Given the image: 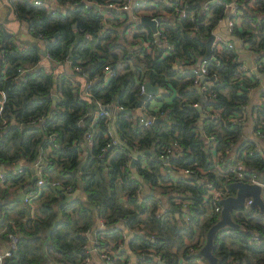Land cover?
<instances>
[{
  "label": "trees",
  "instance_id": "trees-1",
  "mask_svg": "<svg viewBox=\"0 0 264 264\" xmlns=\"http://www.w3.org/2000/svg\"><path fill=\"white\" fill-rule=\"evenodd\" d=\"M7 1L11 17L4 21L17 20L18 28L12 32L0 22V89L6 94L0 122L11 120L0 130V164L9 182L0 189V237L8 240V233H14L17 254L5 257L3 264H80L88 253L84 230L97 228L100 220L105 225L97 229L93 246L113 255L124 244L113 255L114 264H128L130 251L159 254L162 264H197V249L219 212L205 197L206 181L177 177L175 169L208 168L206 178L215 186H227L230 194L236 188L227 181L226 168L236 160L264 178L263 155L250 153L254 141L245 134L244 125L229 119L231 112L250 103L248 88L259 86L257 74L239 70L244 50L259 55L258 71L264 74V0H241L242 21L234 29L239 47L218 43L207 57L206 39L227 16L225 0H137L136 13L159 17L160 38L171 45L168 51L155 43L150 26L134 24L127 11L111 10L108 18L104 16L108 2L126 0H54L55 6ZM86 1L100 4L103 10ZM182 2L195 11L193 19L175 12V5ZM22 25L31 40L21 36ZM137 38L147 45H136ZM41 49L52 57L45 65H37ZM202 58L207 73L201 96L192 84L191 68ZM177 61L179 66L174 67ZM75 64L82 69L75 70ZM21 67L26 71L19 75ZM108 68L114 73L105 80ZM146 81L159 88L153 100L156 106L149 102L139 108V87ZM53 90L58 93L54 103ZM208 92L214 95L204 100ZM260 95L264 97V86ZM97 100L132 109L129 113L111 106L117 134L125 145L107 146V116L93 115ZM145 109L148 116L156 115L148 124L141 112ZM204 111L208 115L201 117ZM250 112L252 128L264 131V103H251ZM52 132L56 136L49 140ZM209 134L213 139L207 142ZM174 140L181 152L169 159L172 169L165 170L157 157ZM228 148L225 165L217 169L213 150L223 154ZM138 150L152 153L137 157L132 168L131 155ZM18 160H23L24 169L15 173L13 164ZM36 162L47 183L31 206L14 194L31 179ZM53 181L61 184L52 185ZM62 185L79 192L60 203L67 195ZM176 197L190 199L188 216L169 210L157 213L160 202L178 205ZM231 214L240 227L218 230L212 249L217 264H264V212L242 207ZM127 231L135 233L123 237ZM256 235L263 242L250 241ZM138 263L161 264L153 257Z\"/></svg>",
  "mask_w": 264,
  "mask_h": 264
},
{
  "label": "built area",
  "instance_id": "built-area-1",
  "mask_svg": "<svg viewBox=\"0 0 264 264\" xmlns=\"http://www.w3.org/2000/svg\"><path fill=\"white\" fill-rule=\"evenodd\" d=\"M51 1V0H50ZM241 0H225V8L227 11V16L224 19H221L219 21V24H224L225 27V31L227 34H234V29L238 26H240V23L242 21V16H241V11L239 8V3ZM41 2H45L46 5L49 6H55L56 2H54L55 5H51V3L49 2V0H33V3L35 4H39ZM137 0H126L124 2L120 3H116V2H108L106 4V8L107 9H111V10H125L128 12L129 15V19L131 20V22H133L134 24L140 23V18L143 16L141 14H138L134 11V7L136 4ZM86 4H91L94 6V4H97L95 2H88L86 1ZM65 6L68 5H72L69 2H65L64 3ZM100 8H103L100 4H97ZM60 7H58L59 9ZM175 12L178 13L179 16H187L190 19H193L195 16V11L193 9L188 8V5L186 2H182L180 5H175ZM167 14V13H166ZM104 16H108L107 11L104 12ZM151 18H153L155 20V28L152 29V36L154 38V41L156 44H159L160 46H165L166 50L168 51L171 48V45L168 41L167 38L163 37L162 39L160 38V34L162 32V29L159 26L160 23V19L157 16H149ZM211 29V34L210 35H214L213 40L211 42V47L215 44L218 43H224L226 45H228L229 47H233L234 45H236V43L230 39L229 37L224 36V33L219 32L218 25ZM131 30H134L135 27H131ZM209 35V36H210ZM86 37H90V33H85ZM237 36V35H236ZM238 38V36H237ZM239 41V39H238ZM136 45L138 44H143V45H147V41H143L142 38H137L136 39ZM240 43V42H239ZM210 47V49H211ZM42 58H40L37 61V65H45L47 63V60L52 59L51 55L48 54L46 51L44 52V54H42ZM252 62L251 63H246L245 60L242 58L241 59V63L239 64V70H243L245 71V74H257L258 78H259V84L261 81V73H259L258 69L262 66V60L259 59V55L253 54L252 57ZM68 64H71V60L69 58H67L65 60ZM179 61L176 62L174 67H178L179 66ZM74 69L75 70H81V66L80 64H75L74 65ZM192 72H193V79H192V84H194V86L196 85H200V89L203 92L205 86L203 85L204 80L206 79V73H207V67H206V58H202L198 64L196 66H193L191 68ZM26 71L25 68H18V74L21 75ZM114 73V71L110 68L105 69L104 70V74H103V78L106 80L108 79L110 76H112ZM201 76H205V79L203 81H201ZM264 77V75H262ZM210 84V82H207V86ZM264 85H262L263 87ZM257 87V86H256ZM255 89V87H249L248 88V95L249 97H251V92ZM159 92V91H158ZM56 94L58 99V93L56 90H53L51 92V94ZM145 93V82H142L140 84L139 87V94L142 96V94ZM156 94H148L147 98H145L141 105L139 106V108H144V104L145 103H151L153 106H156L155 104H153V100H154V96ZM214 95L213 92H208L205 93L204 95V100H207L209 98H211ZM53 98V97H52ZM260 99L262 101V103H264V97H262L260 95ZM6 101V94L4 92V90L0 89V114L2 113L3 110V106L4 103ZM250 101V100H249ZM97 106L96 109L93 113L94 116H97L98 114H104L107 116L106 119V136L108 138L107 141V146H111V145H125L124 141L118 136L117 131H116V125L114 122V115L112 113L113 110L109 109L111 106L108 103H103L100 100L96 101ZM195 106H198V103H194ZM109 107V108H108ZM150 106L148 105L147 108H149ZM114 109L117 110H123L125 107L120 105V104H115L113 106ZM200 108V107H199ZM142 114L144 113V123L148 124L150 122H152V120L156 117L155 114H151L150 116L147 115V109L141 111ZM209 111H204L203 115L205 117V115H208ZM255 113V112H253ZM253 116H255V114H253ZM251 112H250V103L249 102H245L243 103L238 109L234 110L233 112H231L229 114V119L233 122V123H238V124H242L245 126L249 123L252 124V116H250ZM202 117V116H201ZM158 119V118H157ZM36 121V119H32L31 122L34 123ZM11 122V120H8L6 118H3L2 121L0 122V130L4 129L9 123ZM56 136V133L52 132L50 134H48V138L49 140H53ZM92 134L89 133L87 139L90 140L91 139ZM249 136V135H248ZM251 139L254 141V145L252 150L250 151L253 152H258L260 154L263 155L264 157V131L261 129H253L252 128V132L250 134ZM213 139V136L211 134L207 135V142H210ZM180 144L177 140L172 141L169 145L163 147L162 152L158 155L157 158H159L162 161V164L164 166L165 170H169L172 169L170 167V162L169 159L173 156H177L181 151H180ZM213 149V147L211 148ZM135 152H139L138 155H135ZM144 152L141 150L138 151H134L132 153V158L135 157V160L137 159V157H139L140 155H142ZM230 153V149H226L224 151L223 154L221 153H216L213 150V166L216 167L217 169H221V166L225 165V159L227 157V154ZM18 164V167H15V165ZM4 165V164H3ZM166 165H168V169L166 168ZM32 168V174L35 173L36 174V179L35 181L32 183V187L30 190H28L27 192H25L24 196H23V202L25 204H29L32 206V202L34 200V198L40 193V187L41 185H43L44 183H47V179L45 178V176H43L41 174V164L36 162L35 164H33L31 166ZM22 169H24V162L23 160H18L16 162H14L13 164V171L15 173L21 172L23 171ZM176 170V175L177 177L180 176H190L191 179L193 181L196 182H205L206 181V185L208 186V189L206 191L205 197L209 199V201L212 203L213 205V211L215 212H219L222 209V205L220 203V200L228 195H235V192L230 194L229 193V189L227 186L225 185H219V186H215L213 185V182H210L206 177H207V172L209 171V169H204L202 167H196V168H191V167H180L175 169ZM6 168L4 166V168L2 170H0V189L6 188V186L9 184V182L6 180ZM32 177V176H31ZM226 179L227 181H235V180H242V181H246V182H250V183H255L258 184L261 188L260 191V196L264 202V178L261 177L260 175H258L256 172L250 171L246 168L245 164L241 161V160H236L235 162H233L232 164H229L228 167L226 168ZM59 183L61 184L60 181H53L51 182L52 185H59ZM28 184H31V179H29L28 182H25L23 184V186L19 189L23 190L24 187H26ZM63 186V185H62ZM66 187V194H70L73 192V189L71 187V185H66L63 186ZM147 190L149 189V187L146 188ZM151 191V190H150ZM143 193V189L142 187H139L137 189V195L139 197H141ZM176 203L178 204L177 206L180 207V211L184 216H188L190 213V199L189 198H180V197H176L175 198ZM251 203H252V197L248 196L246 197L245 201H244V205L243 207H251ZM169 201L166 202H160L157 206V213L161 214L163 212L166 211H171L169 208ZM104 220H100L98 223L97 228H93V229H85L84 233L87 235L88 241L89 243L87 244V248L86 249L88 251V253L84 256V258L81 260L80 264H93V256L96 254L99 257V262L98 264H114L113 261V255L117 254L120 250V248L124 247V244H119L117 246V248L114 251V254L111 255L108 252H106L103 249H98L96 246L94 245L95 242V234L98 228L104 226ZM137 232L142 233L143 231L141 229H137ZM127 236L126 232L123 234V237ZM250 241L256 242V243H260L263 242L262 239L259 236H252L250 238ZM8 242H9V246L3 250L2 252H0V264H3V259L7 256H11L14 253V248H15V242H16V236L14 233H8ZM200 249V248H199ZM197 249V250H199ZM191 251H194L193 249H191ZM130 253V252H129ZM151 256H153V258L157 261V260H161L160 255L159 254H152ZM132 258V257H131ZM139 259H137L136 261H138ZM133 261V259H132ZM129 264V261H128ZM228 264H235L234 261L229 262Z\"/></svg>",
  "mask_w": 264,
  "mask_h": 264
},
{
  "label": "water",
  "instance_id": "water-1",
  "mask_svg": "<svg viewBox=\"0 0 264 264\" xmlns=\"http://www.w3.org/2000/svg\"><path fill=\"white\" fill-rule=\"evenodd\" d=\"M94 7H95V9H99V6L97 4H94ZM140 23L148 25L152 29L155 28V20L153 18L147 16V15H143L140 18ZM213 37H214V35L212 34L206 39L207 52H206L205 57L209 56V54H210V47H211V42L213 40ZM229 38L232 39L236 43V45L239 47L238 38L236 36L231 35ZM40 52H41V54H44L45 49H41ZM200 79H201V81H203L205 79V76H201ZM194 87L200 92V95L202 96V91L200 89V85H196ZM158 91H159V88L157 85L152 84L150 81H146L145 82V93L142 94V96L138 99L137 106L141 105L142 101L145 98H147L148 94H157ZM52 97H53V103H54L56 101L57 95L54 93L52 95ZM109 109L112 110L111 107ZM121 111L130 113L132 111V109L131 108H124ZM201 116L204 117L203 113H201ZM143 152L152 153V150H145ZM138 154H139V152H135V155H138ZM134 165H135V157L132 158V160H131L132 168H134ZM15 167H18V164H16ZM168 167L169 166L166 165L167 169H168ZM3 168H4V165L0 164V170H2ZM135 175H137V173ZM36 177H37L36 174L33 173L32 177H31V184H28L26 187H24L23 190L17 191L14 194V196L23 200V196H24L25 192H27L28 190L31 189L32 183L35 181ZM231 185L236 188L235 195H228V196H226L220 200V203L222 205V209L219 213V218L207 230L205 242L197 252V255L199 257H202L207 261V264H217L218 259H219L218 256H216L213 253V250H212L214 237L217 234L218 230L225 228V227H234V228L240 227V224H238L233 219L231 212L234 208H242L244 205V201H245L246 197H248V196L252 197L251 207H258L261 211L264 212V202L260 196L261 188L258 184L250 183V182H246V181H242V180H235V181L231 182ZM78 192H79V189L78 188L75 189L72 193L67 194L63 199H61L60 203H63L65 201L69 200L70 198L74 197ZM151 192L153 193L154 190H151ZM169 208L171 211H173L175 213L176 216H178L179 211H180L179 206L171 204ZM134 233H135V231H127V236L130 237ZM127 243H128V241H126V247H127V249H129ZM16 254H17V251L15 250L13 255L16 256ZM130 256L132 257L133 261H136L137 259H141V258L151 259L153 257V256H151V254H135L132 251H130ZM157 262L162 264L161 260H157Z\"/></svg>",
  "mask_w": 264,
  "mask_h": 264
},
{
  "label": "crops",
  "instance_id": "crops-1",
  "mask_svg": "<svg viewBox=\"0 0 264 264\" xmlns=\"http://www.w3.org/2000/svg\"><path fill=\"white\" fill-rule=\"evenodd\" d=\"M4 1L6 2L7 0H4ZM53 1L54 0H51V1L49 0L51 5L54 4ZM8 10H9V8H8ZM102 10H103V8H102ZM105 10L106 11H111V9H107V8H105ZM107 14H108V12H107ZM109 16H110V14H108V16H106V17L108 18ZM7 17L8 18L11 17V14L9 16H6L5 18H7ZM12 17H13V13H12ZM1 21H3V24L12 32L16 31V29L18 28V21L17 20L12 19V20L6 22V21H4V19H1ZM217 29L219 30V32L224 33L223 35L226 36V37H230L231 35H234V34H227L226 32H224L225 31V27H224V24H222V23L218 25ZM21 36L24 39L25 38L26 39H30V40L32 39V37H30V34H29L27 28L25 26H23V25H22ZM234 36H236V35H234ZM252 57H253V54L249 53L246 50L243 51L242 58L245 60L246 63H251L253 61ZM65 66L68 68L67 65H65ZM262 75H264V74H262ZM262 75H261V81H260L259 86L255 87V89L251 92L250 104L251 103H257V104L261 103L262 104V101L260 99V87L262 85H264V77ZM251 132H252V124L248 122V124L245 126V134L250 136ZM8 246H9V242H8L7 238L6 237H0V252L5 250ZM98 262H99V257L95 254L93 256V264H98ZM129 264H139V263H138V261H132V258L130 256ZM197 264H207V261L204 258L200 257L197 260Z\"/></svg>",
  "mask_w": 264,
  "mask_h": 264
},
{
  "label": "rangeland",
  "instance_id": "rangeland-1",
  "mask_svg": "<svg viewBox=\"0 0 264 264\" xmlns=\"http://www.w3.org/2000/svg\"><path fill=\"white\" fill-rule=\"evenodd\" d=\"M7 1L5 2L4 0H0V22L1 19H5L6 16H9L11 14V12L8 10V5H7ZM126 33L129 34L130 30L126 29ZM32 206H33V202H32Z\"/></svg>",
  "mask_w": 264,
  "mask_h": 264
}]
</instances>
